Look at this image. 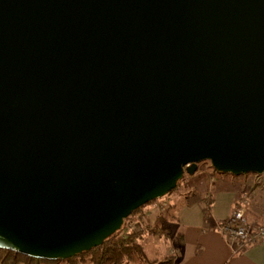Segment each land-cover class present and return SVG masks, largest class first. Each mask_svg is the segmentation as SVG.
I'll return each mask as SVG.
<instances>
[{"label":"water","instance_id":"obj_1","mask_svg":"<svg viewBox=\"0 0 264 264\" xmlns=\"http://www.w3.org/2000/svg\"><path fill=\"white\" fill-rule=\"evenodd\" d=\"M203 161L264 174V0H0V249L89 251Z\"/></svg>","mask_w":264,"mask_h":264},{"label":"crops","instance_id":"obj_2","mask_svg":"<svg viewBox=\"0 0 264 264\" xmlns=\"http://www.w3.org/2000/svg\"><path fill=\"white\" fill-rule=\"evenodd\" d=\"M204 180V187H197L196 192L166 195L168 213H159L152 206L144 208L151 224L160 226L163 232L170 231L174 249L168 252L166 248L161 258L173 254L174 264H264V240L233 252L217 231V225L243 200L247 201L249 221L264 222V176H234L213 171ZM206 202H209L207 214L204 213ZM153 249L143 248V251L153 256L157 254Z\"/></svg>","mask_w":264,"mask_h":264},{"label":"trees","instance_id":"obj_3","mask_svg":"<svg viewBox=\"0 0 264 264\" xmlns=\"http://www.w3.org/2000/svg\"><path fill=\"white\" fill-rule=\"evenodd\" d=\"M220 173L230 174L228 172ZM180 180L176 183V187L166 195H170L177 189ZM208 203L206 202L205 205V214L208 212ZM142 207L136 209L132 214L139 212ZM117 232L106 238L97 247L65 260L48 261L33 259L13 251L0 249V264H122L123 261L141 264L140 262L145 259V256L141 245L135 242V234L128 233L125 237H118ZM174 260V256L170 255L164 256L159 260L151 261L148 264H174Z\"/></svg>","mask_w":264,"mask_h":264},{"label":"rangeland","instance_id":"obj_4","mask_svg":"<svg viewBox=\"0 0 264 264\" xmlns=\"http://www.w3.org/2000/svg\"><path fill=\"white\" fill-rule=\"evenodd\" d=\"M213 171L214 170L208 161H203L199 163L197 165L196 171L192 175L184 174L183 178L180 180V184L178 185L177 189L172 193L177 192L182 195H186V193L188 192L198 191L199 189L197 187L199 186L204 187V182H203L204 178H206L207 175L212 174ZM261 175L264 176V174H261ZM253 182H254V179H253ZM243 183H246V181L243 180ZM165 196L160 199L154 200L150 202L149 204L143 206L139 212L135 214H131L129 217V222H136L129 231V233L135 234L136 236L135 242L141 245V247L145 248L146 250L151 249L152 247L154 248L153 250L157 253L156 255H153V256H147L144 252L145 259L140 262L141 264H148L151 261L161 259L162 257L161 254L166 248L168 252H170L169 249H174V246L172 245L170 241L171 240V235L169 233L170 231L166 229L163 232L162 228H159L160 226L151 224L148 221V217H146L147 212L144 209L147 206H150V207L152 206V208L157 210L159 213H162L164 211L168 213L169 211L168 210V204H169L168 200L169 199L165 198ZM162 202H165L167 204L166 208L163 210H161L160 208V204ZM127 229H129V226H123V228L117 232V236L122 237L123 231L125 232L127 231ZM170 255L174 256L173 254H168V256ZM122 264H135V263L131 261L130 262L123 261Z\"/></svg>","mask_w":264,"mask_h":264},{"label":"built area","instance_id":"obj_5","mask_svg":"<svg viewBox=\"0 0 264 264\" xmlns=\"http://www.w3.org/2000/svg\"><path fill=\"white\" fill-rule=\"evenodd\" d=\"M167 204H160L161 210ZM130 217V216H129ZM129 217L123 220L122 226H129L127 231H123L122 237L128 235L130 229L136 222H129ZM217 231L224 237L233 249L239 252L247 245H253L264 240V222L251 223L247 216V201L243 200L232 210L230 215L217 225Z\"/></svg>","mask_w":264,"mask_h":264}]
</instances>
